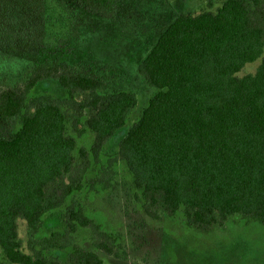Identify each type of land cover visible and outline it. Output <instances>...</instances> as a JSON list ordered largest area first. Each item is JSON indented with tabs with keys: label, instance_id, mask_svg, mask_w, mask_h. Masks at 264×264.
Segmentation results:
<instances>
[{
	"label": "trees",
	"instance_id": "16d2710c",
	"mask_svg": "<svg viewBox=\"0 0 264 264\" xmlns=\"http://www.w3.org/2000/svg\"><path fill=\"white\" fill-rule=\"evenodd\" d=\"M111 18L119 0H75ZM264 0H225L215 12L178 14L138 64L155 88L118 142L151 218L184 210L201 231L231 217L264 223ZM260 58L255 72L237 76ZM44 78L65 90L57 98L32 94ZM107 77L62 59L34 64L26 80L0 85V250L12 264H58L45 252L69 249V264H104L72 242L77 226L91 229L93 246L120 257L114 237L81 208L63 213L68 229L39 235L43 216L79 190L106 141L125 123L134 93L105 90ZM17 120L12 130L7 120ZM93 133L90 151H75L67 132ZM84 126V127H83ZM25 221L24 243L17 220Z\"/></svg>",
	"mask_w": 264,
	"mask_h": 264
},
{
	"label": "rangeland",
	"instance_id": "374dc122",
	"mask_svg": "<svg viewBox=\"0 0 264 264\" xmlns=\"http://www.w3.org/2000/svg\"><path fill=\"white\" fill-rule=\"evenodd\" d=\"M224 1L119 0L114 16L105 18L86 11L75 0H0L1 86L26 80L37 62L62 59L76 68L106 75L105 90H126L136 97L124 125L98 156L89 153L90 166L81 188L43 216L39 235L68 229L63 213L73 205L113 235L122 253L118 258L93 246L90 228L77 226L71 234L73 243L97 252L104 264H264V223L235 216L221 227L201 231L187 223L184 210L151 218L142 208L132 174L117 154L121 136L155 92L138 70L140 61L176 15L215 12ZM259 62L260 58L246 63L236 75L255 72ZM31 93L66 96L53 78L40 80ZM7 121L16 129L15 118ZM66 126L75 139L74 153L80 148L90 151L93 133L83 126L78 134L69 122ZM25 226L24 220H17L23 243ZM45 253L58 264H69V249ZM0 264H12L1 250Z\"/></svg>",
	"mask_w": 264,
	"mask_h": 264
}]
</instances>
